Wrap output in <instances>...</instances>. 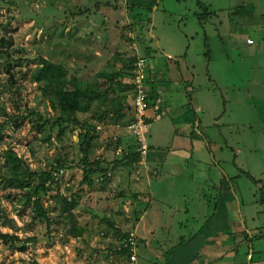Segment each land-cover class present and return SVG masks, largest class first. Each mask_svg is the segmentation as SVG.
I'll return each mask as SVG.
<instances>
[{"label":"rangeland","instance_id":"374dc122","mask_svg":"<svg viewBox=\"0 0 264 264\" xmlns=\"http://www.w3.org/2000/svg\"><path fill=\"white\" fill-rule=\"evenodd\" d=\"M2 37L11 38V43L0 46V122L6 123L0 139V232L17 238H0V263L132 264L130 256L118 252L129 240L126 233L133 237L136 251L151 241L165 252L188 247L195 257L215 245L214 237H208L213 225L228 227L238 218L228 214L220 190L208 187L203 179L209 168L215 172L210 171L211 175L218 176L217 165L240 174L238 179L226 180L222 190L226 197L232 193L236 199L242 231L226 247L232 257H220L222 261L218 258L210 264H264V211L259 202L264 193V0H0ZM249 37L254 45L247 43ZM167 51L170 57L165 56ZM42 57L63 65L69 77L83 87L104 89L107 74L120 70L115 88L123 106H129L135 95L133 70L125 68L133 57H147L148 64L158 66L161 79L157 83L167 88L169 103L171 91L185 88L181 73L195 75L203 110H196L201 125L197 129L190 126V131L203 152L193 158L189 152L199 190L187 188L182 215L161 216L155 222L149 212L144 217L146 224L139 225L141 210L151 207V185L144 176L155 169L148 167V153L128 168L115 166L124 151H136V135L126 128L130 112L123 114L119 104L97 108L93 116L77 114L95 127L88 140L89 160L100 159L111 170L109 176L96 171L93 184L81 183L86 174L76 166L82 157L80 129L74 123L52 124L63 112L55 97L45 95L35 80ZM194 86H188L191 93ZM182 95L186 98L187 90L177 94V105L184 103ZM14 115L25 116L19 126L11 119ZM171 116L168 112L161 121L167 127L174 120ZM154 131L152 127L149 145L156 142ZM9 151L38 173L48 171L58 158L71 166L55 184H47L51 189L39 192L53 219L49 227L45 221H34L33 206L24 205L25 192L35 190L37 177L21 189L3 183L4 177L13 176L10 165L5 166ZM167 190L173 200L182 202L177 182ZM74 197L82 237L72 236L69 230L74 220L65 219L62 212L64 199ZM108 206L113 210L111 216ZM206 208L219 209L224 217L200 214ZM109 217L114 218L120 234L104 221ZM22 244L27 246L25 251L20 249ZM145 248L138 251L145 256L140 263L135 253L136 264H164L163 260L151 263L149 246Z\"/></svg>","mask_w":264,"mask_h":264},{"label":"trees","instance_id":"16d2710c","mask_svg":"<svg viewBox=\"0 0 264 264\" xmlns=\"http://www.w3.org/2000/svg\"><path fill=\"white\" fill-rule=\"evenodd\" d=\"M251 10V8H250ZM249 9L248 7H245V12L248 13ZM250 38V37H249ZM11 43V38L6 39L5 37H2L0 39V46L4 47L7 44ZM255 43V40H254ZM253 43V45H254ZM252 45V44H249ZM147 58V57H144ZM148 59V58H147ZM40 66L36 70V82L40 83L41 90L45 95H50L54 96L56 101H57V106L62 110L63 114L57 117L52 124L57 125V124H71L74 123L76 126L79 127L80 132H79V138L82 139L81 144H80V149L82 151V157L79 160V164H76L77 167H81L84 171L85 178L81 181L82 184L88 183V184H93V174L96 171L101 172V176H103L102 173H105V176H109L111 173V170H108L107 166H102V162L100 159H96L93 161L89 160V155L88 152L90 150V140L92 138V131L95 129L93 124H90L89 119L86 120H80L77 116L78 113H87L89 116H93L95 110L101 109L102 107H107L108 105L110 106H115V104H119V101L121 100L117 98L119 97L120 94L117 93V90L115 88V81H119L121 79V71L116 70L113 73H108L107 76L109 80H107V84L104 89L102 88H92V87H83L78 84V82L74 81L73 77H69L67 73V69L58 63L51 62L48 59L45 58H40ZM138 59L136 57H133L131 60L130 65H125V68L129 70L130 72L135 68L134 64ZM124 68V67H123ZM145 71L147 72V81H150V84L148 87V92L146 97L147 101V109H146V115L153 117V103L157 100V98H160V94L157 93V88L155 87L157 84V81H160L161 75L159 71L157 70L156 66H152L150 64L148 67L145 68ZM10 72V71H8ZM132 73V72H131ZM153 75V76H152ZM10 79L14 81V76L13 74H10ZM132 84V83H131ZM133 86V84H132ZM125 91V89L122 87L121 92ZM188 99L190 100V94H187ZM123 114L127 113L129 114L130 112V119L134 118L135 116V110H134V104L133 100L129 104V106H123L119 104ZM161 116L159 119H154V117L148 121L151 123V127L153 122L160 120L164 118L168 114V110L165 106V101L162 98L161 99ZM127 116V115H126ZM20 118H25V116H20V115H14L11 117V119L17 122V126L20 125ZM47 122V120L45 121ZM197 126L195 129H197L200 125L197 123ZM6 126V123L0 122V139H2V134L1 131ZM151 127H150V132H149V138L151 137ZM127 128V126H126ZM132 135L133 133L129 131ZM135 144H133L134 147H136V151L134 152H123L124 155L121 156L120 159L116 158L115 166L120 167V168H128L129 166H132L136 163H139L140 156L142 155L141 151L137 150V147H139V142L136 138ZM152 145L150 144L147 153H149V150L151 149ZM8 153V160L5 164V166H9L13 170V176H8L7 180H5V177L3 179V183L6 182L16 188H24L26 186H29V181L30 179H33L37 177L39 179V183L37 184L36 188L34 191L30 192L27 191L25 192V197L26 200L24 202V205H32L33 206V215H34V221L35 220H41L45 221L47 223V226L49 227L53 223V219L50 218L48 215V210L42 203V199L39 196V192L41 190H49L51 189L50 186H47V184H55L56 179L62 177L65 172H66V167H71L67 166L66 162L63 159H57L56 163L53 164V166L48 170V171H41L40 173L35 172L34 170H31L29 166L23 165V160L21 157H18L13 151H9ZM107 161V160H106ZM24 167V169H23ZM74 167V165H72ZM113 169V168H112ZM144 169V168H143ZM23 170V172H22ZM140 172V170H139ZM153 174H157L156 171H153ZM20 175H27V178H21ZM29 178V179H28ZM0 180V184H1ZM264 191V189H263ZM263 203L262 209L264 211V193L263 197L259 201ZM78 205V199L74 197V199H64V204L62 208V212L65 215V219H69L68 216H70L71 219L74 220V225L73 227L69 230V232L72 234L74 237H82L83 234V229L82 227L77 225V221L75 220V208ZM149 210V208H146V212ZM137 211V210H136ZM135 211V212H136ZM138 210V215H139ZM143 209L141 210L142 213L145 212ZM141 217V216H140ZM139 217L138 220H141ZM114 218H105V222L108 225V227L115 231L116 233H121V231L117 228L116 223L113 221ZM126 236L129 238L128 240V247L122 246L121 249H119L120 254L128 255L130 256L132 251H131V245H130V238L131 235L129 233H126ZM130 236V237H129ZM0 238H3L5 240H8L11 238V241L15 238L16 236L10 235V234H3L0 232ZM22 251H25L27 249L26 244H22L21 248ZM254 256L250 257V261H252ZM257 261V258H256ZM255 261V262H256ZM259 262V261H257ZM3 264V263H0Z\"/></svg>","mask_w":264,"mask_h":264},{"label":"crops","instance_id":"0c3cea01","mask_svg":"<svg viewBox=\"0 0 264 264\" xmlns=\"http://www.w3.org/2000/svg\"><path fill=\"white\" fill-rule=\"evenodd\" d=\"M167 52L168 53L165 56L170 57L171 55L170 52L169 51ZM156 68H158L157 65ZM181 78L182 81L184 82V86H185L184 90H187V94L189 93L191 97V99L189 100L187 95L186 98L185 97L183 98L182 95L181 100L184 101L182 105H177L176 97L179 92H182L183 94L184 90L182 91L180 89L174 92L171 91L170 93L171 103H169L168 99L165 98V92L167 91V88L165 89L161 87L159 83H157L155 86L157 88L156 90L160 91L165 101L166 108L168 109L169 113H172L171 118H174V120L170 122L168 127L164 122L163 123L161 122L166 117L157 120L152 124V127L155 128L154 136L156 142L152 144L153 147H151V149L149 150L147 162H148V167H153L157 172V174H153L152 171L151 174L147 173L148 175L147 178L144 176V180L148 181V184L151 185L150 188L151 197H149L151 201V207L147 212L145 211L144 213H142V217H140L141 220L139 222V225L146 224L144 217L149 212L152 213V218L155 220V222H157L159 220V217L161 216L167 217L173 215V213H175L176 215L179 214L178 216L182 215L181 211H186L183 210V206L186 205L188 202V197L186 196L185 193L187 188L191 186V189H193L192 186L198 185L197 178H195L194 176L195 171L190 166V161L188 159L189 158L188 156H189V152L191 153L190 158H193L194 155L198 156L203 152V150H201V148L199 147L198 140L193 136V133L190 131V126L192 127L193 125H195L196 127L197 123L201 125V119L199 118L196 110L198 109L199 111H202L203 106L201 105L200 98L198 97L200 91L196 90V87L194 86V82L196 79L195 75L190 74L188 72V74L185 76L182 75L181 73ZM191 83H193L194 86V90L192 93L188 88V86ZM204 112L205 111H203V113ZM177 122H179L178 125ZM178 127H180V129H178ZM151 140H152V135H151ZM195 143L197 144L199 150H197L194 147ZM175 168H177V170H175ZM204 168H206V166H204ZM209 169L210 170L208 175L204 176L203 179L209 183L208 187L213 186L216 189L220 190L219 196L221 199H225L229 211L228 214L229 215L237 214L238 218L233 220L232 224L228 225V227H225L223 224L213 225V230L210 231L208 237L209 238L214 237L212 242H214L215 245L210 246L205 252L199 253L195 257L190 255V249L188 247L186 249L180 247L179 250H176V252H174L173 250L165 252L161 248H156L152 246L151 241H149V244L147 242L145 245H148L150 249L148 255L152 257L151 259L147 257V259L151 263H158L157 262L158 260H163L164 264H210L213 260H216L220 257H227V258L232 257V251H226V247L229 244H231L230 240L232 236L236 237L237 233L240 230L242 231V228L239 226L238 223L239 209L237 203L235 202L236 199L233 198L232 193H230V195L226 197L224 194L225 192H223L222 190V186L225 185L226 180L229 181L230 178H232V176L238 179L240 174H238L236 169H232L231 171L226 168L224 169L220 166L218 167L216 165L214 167V170H217V173H219V175L216 176V174L211 175L210 171H213V169L212 168ZM222 169L224 170L223 172ZM117 172H119V170ZM188 174H190V176H188ZM184 179L186 181H183ZM177 180H179V182L180 181L182 182L179 183ZM176 182L177 185L179 184V187L181 188L180 193L183 196L181 203H177L176 199L173 200L171 194L169 192L167 193L168 191L167 188L170 185L175 186ZM231 187L232 186H230L228 190L229 192H231L232 190ZM196 189L199 190V187L196 186L195 191ZM198 193L200 194V192ZM206 196L207 195L204 194V198H206ZM155 198H157V201H155ZM177 198H179L180 200L181 195L179 194ZM169 201L174 203H171ZM112 204L114 203L112 202ZM201 205H205V203H202ZM233 205H235L234 210H233L234 208ZM164 206H166L167 209L166 211L164 210L165 209ZM216 208L213 209L206 208L205 212L200 214L209 217L216 216L222 219V217H224L223 211ZM112 212L113 210H109V206H108V212H107L108 215L111 216ZM224 212L226 213V211ZM186 220L187 218L184 219V222ZM180 222L181 223L183 222L182 219ZM178 236H181V232H178ZM145 245L141 247L144 250H146ZM223 246L225 247L224 249ZM140 249H137V251L135 249V253L138 254V256L140 257L138 258V262L139 261L141 262L142 257L145 258V256H143L142 254H139L138 251ZM146 253L147 251L144 252V254ZM154 253H156L157 256H155ZM168 254H170V259H168L167 256ZM222 260L223 258H220V261Z\"/></svg>","mask_w":264,"mask_h":264},{"label":"built area","instance_id":"2783aa9c","mask_svg":"<svg viewBox=\"0 0 264 264\" xmlns=\"http://www.w3.org/2000/svg\"><path fill=\"white\" fill-rule=\"evenodd\" d=\"M248 44H253L254 40L252 38H247ZM148 59L147 58H139L133 68V71L131 73L132 80L131 83L133 84V88L135 89V95L133 100L134 104V110H135V116L130 119L127 123V129L136 135V139L138 140L139 147H137V150L141 151L142 156L145 157L147 154V149L149 147V144L147 143V138H149V132L151 123L150 119L154 117V119H159L161 116V99L157 98L155 103H153V117H150L146 115V109H147V101L146 97L148 92V82H147V72L145 71V68L148 67ZM128 243V242H127ZM130 245H131V255H130V261L132 264L136 263V254H135V242L133 240V237L130 238ZM128 247V244L125 246Z\"/></svg>","mask_w":264,"mask_h":264},{"label":"clouds","instance_id":"9594fccd","mask_svg":"<svg viewBox=\"0 0 264 264\" xmlns=\"http://www.w3.org/2000/svg\"><path fill=\"white\" fill-rule=\"evenodd\" d=\"M148 77H149V76H148ZM147 82H148L147 84H148V86H149L150 81H147ZM157 93H159V94H160V97L163 98L159 90H157Z\"/></svg>","mask_w":264,"mask_h":264}]
</instances>
